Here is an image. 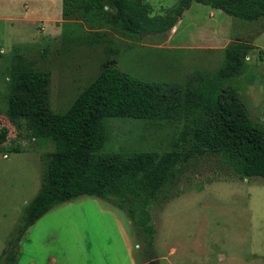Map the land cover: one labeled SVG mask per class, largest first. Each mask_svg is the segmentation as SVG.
Listing matches in <instances>:
<instances>
[{"label":"rangeland","instance_id":"374dc122","mask_svg":"<svg viewBox=\"0 0 264 264\" xmlns=\"http://www.w3.org/2000/svg\"><path fill=\"white\" fill-rule=\"evenodd\" d=\"M147 1L153 14H164L179 0ZM75 7L65 17L63 0H0V93L17 54L51 71V104L64 111L107 64L145 80L185 82L193 73L212 75L230 42H248L255 46L245 58L248 67L231 82L264 127V17L245 20L194 1L176 28L116 34L120 44L105 46L80 43L79 36L113 31L108 7L93 0H75ZM5 108L0 97V129L8 128L0 142V261L25 204L40 188L45 154L54 148L13 124ZM106 125V151L166 150L178 131L132 117H110ZM220 160H197L173 196L151 207L154 259L125 210L85 194L38 218L19 242L15 264H264V178L226 174Z\"/></svg>","mask_w":264,"mask_h":264},{"label":"trees","instance_id":"16d2710c","mask_svg":"<svg viewBox=\"0 0 264 264\" xmlns=\"http://www.w3.org/2000/svg\"><path fill=\"white\" fill-rule=\"evenodd\" d=\"M93 1L108 7L113 31H86L79 42L87 45L117 46L116 34L137 37L168 32L194 1L245 20L264 17V0H179L164 14H153L147 0ZM75 11V0H63V16ZM254 47L230 42L212 75L193 73L185 82L145 80L107 64L64 111L54 110L51 104V71L15 55L6 91L0 93L5 114L16 126H24L29 137L51 141L54 148L45 154L40 188L25 204L0 264H15L19 242L38 218L85 194L125 210L144 237L146 253L154 259L156 227L151 207L173 196L181 177L197 160L217 157L226 174L264 178V127L252 118L238 86L231 82L246 71L245 58ZM110 117L141 118L178 131L166 150L106 151ZM7 133V127L0 129V142Z\"/></svg>","mask_w":264,"mask_h":264},{"label":"crops","instance_id":"0c3cea01","mask_svg":"<svg viewBox=\"0 0 264 264\" xmlns=\"http://www.w3.org/2000/svg\"><path fill=\"white\" fill-rule=\"evenodd\" d=\"M175 28H176V26H175ZM235 257H238V255H237V254H235Z\"/></svg>","mask_w":264,"mask_h":264}]
</instances>
